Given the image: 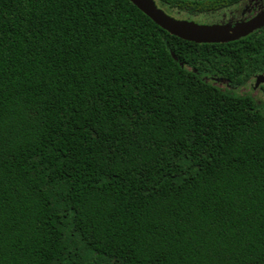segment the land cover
I'll return each mask as SVG.
<instances>
[{"label": "trees", "instance_id": "16d2710c", "mask_svg": "<svg viewBox=\"0 0 264 264\" xmlns=\"http://www.w3.org/2000/svg\"><path fill=\"white\" fill-rule=\"evenodd\" d=\"M263 72L264 26L196 43L129 0H0V264H264V83L231 90Z\"/></svg>", "mask_w": 264, "mask_h": 264}, {"label": "water", "instance_id": "95a60500", "mask_svg": "<svg viewBox=\"0 0 264 264\" xmlns=\"http://www.w3.org/2000/svg\"><path fill=\"white\" fill-rule=\"evenodd\" d=\"M155 24L170 34L196 43H224L245 37L264 26V6L247 18L224 22L199 23L177 18L159 7L155 0H129ZM173 54V53H172ZM175 60H178L173 55ZM184 66L183 61H179ZM215 82L223 79L212 77ZM264 83V72L254 75L253 88Z\"/></svg>", "mask_w": 264, "mask_h": 264}, {"label": "rangeland", "instance_id": "374dc122", "mask_svg": "<svg viewBox=\"0 0 264 264\" xmlns=\"http://www.w3.org/2000/svg\"><path fill=\"white\" fill-rule=\"evenodd\" d=\"M263 6H264V0H248V1H245L241 6L236 7L234 9H230V10L228 9L224 13L221 12L218 15H214V16H210L206 14H198L192 17L191 19L199 23H211L208 21L212 19H217L218 21L216 22L243 19V18L249 17L250 13H255L257 10H259ZM172 15L177 18H187L184 16L183 13H178L176 15L172 14ZM253 82H254V77L247 85L231 88V90L235 93H250L254 97L260 98L262 96V90L259 87L254 89L252 86ZM218 85L220 87L224 86L223 83H219Z\"/></svg>", "mask_w": 264, "mask_h": 264}, {"label": "flooded vegetation", "instance_id": "af4514ba", "mask_svg": "<svg viewBox=\"0 0 264 264\" xmlns=\"http://www.w3.org/2000/svg\"><path fill=\"white\" fill-rule=\"evenodd\" d=\"M236 20V19H235Z\"/></svg>", "mask_w": 264, "mask_h": 264}]
</instances>
